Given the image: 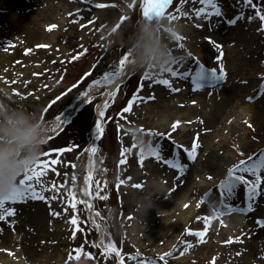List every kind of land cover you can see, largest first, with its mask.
I'll return each instance as SVG.
<instances>
[{"label": "rangeland", "instance_id": "1", "mask_svg": "<svg viewBox=\"0 0 264 264\" xmlns=\"http://www.w3.org/2000/svg\"><path fill=\"white\" fill-rule=\"evenodd\" d=\"M21 1L30 6L24 7L23 10L16 6L8 7L4 17L18 15L29 22L35 18L34 20L38 21L35 22V27H41L39 29H46L52 25L56 27L44 39L33 40L24 37L19 39V42L0 31V107L11 106L35 112L49 123V136L52 139H48L42 153L53 149L62 151L53 152L51 157L41 154L36 163L58 160V163L52 166L55 170H50L43 179L46 187L51 188L55 184L59 191L53 189L45 192L46 199L39 200L42 205H33L32 208L27 206L30 210L48 213L42 217L45 219L44 228L42 225L41 228H37L32 223L24 226L27 221L24 218L28 213L18 219L21 220L20 223L0 221L2 232L0 244L7 246L12 242V246L16 248L36 245L39 254L33 256L34 258H26L22 251L19 255L24 260L22 264H120V258L112 251L113 247L124 257V264H133L127 259L129 255L139 253L140 257L146 258L141 251L144 245L146 246L142 233L147 227L149 220L146 219L151 213L146 212L150 207H147L144 201L140 202L143 207L137 212L132 210V214H129L124 209L129 193L137 192L129 181L120 178L119 171L123 163L121 161L127 152L126 140L133 143L136 136L127 137L125 134L128 127L119 119L121 114L125 113L122 110L138 91L142 76L149 72L135 67L126 82L113 91L110 90V85L95 87L90 85L100 79L104 72L111 70V66L117 65L126 52L139 49L140 44L134 41L138 34V25L143 24L144 20H141V13L138 10L129 7L131 0H89L88 3L84 0ZM217 2L223 16L212 18L211 24L214 27L210 28L209 23L203 19L196 21L204 24L203 28H196L192 22L185 19L173 21L182 26L181 36L184 39L179 42L184 45L182 50L176 47L177 42L169 38L167 32L161 36L167 47L175 49L174 56H186L187 53H191L192 57L206 67L215 68L217 71L219 65L210 62L204 51L206 48L207 51L216 49L224 52L223 55H228L229 49L231 51L229 55H232L231 62L227 57L225 66L222 65L226 75L219 85H226L229 90L236 85H243L232 91L237 99L227 107L217 128L206 138L211 140L209 150L218 151L225 158L223 164L210 171L206 161L208 155L205 153L199 156L196 162L185 157L179 158L187 164L189 168L186 170L191 171L195 180L197 177L194 175L199 176L200 173L212 177L211 180L208 179L207 192L211 190L213 200L205 199L211 207L219 199L216 187L226 178L228 164L233 166L242 159L246 160L249 156L257 158L264 152V124L263 127L255 124L252 115L257 108L264 115V93L260 91V85L264 83V32L258 31L261 22L258 17L251 22L247 20L249 15L254 16L255 10L244 8L240 0ZM253 2L257 3L264 13V0ZM96 4L106 6L97 8L94 6ZM178 4L179 0H173V5L166 11V15L174 13ZM135 7L139 8V0ZM198 7L201 5L192 4L191 0H188L182 10L188 11L190 8ZM240 12L244 13L245 18L238 21L235 26H229L224 22ZM121 17L129 19L125 20L121 27H117ZM156 27L158 30L160 25ZM217 44L221 48L218 49ZM188 63L193 69L196 67L192 61ZM153 75L156 78H167L166 74L162 73ZM149 83L150 81H146L145 85ZM173 85L179 86L182 90L185 85L191 84L186 81H173ZM154 88H157L155 93L151 92L154 99L147 100L139 107L133 104L131 109L132 116L141 119L143 124L157 120L168 108L163 104V98H170L176 105L178 103H188L195 107L198 105L193 96L183 98L180 94H173L166 97L165 87L154 85ZM83 93L87 95H82ZM249 97L253 99L249 100ZM81 98L84 100L77 114L67 118L68 123L62 130L56 132L62 123H57L55 117L66 116L69 109ZM53 101L55 103H52ZM101 111L104 112L105 119L100 115ZM97 123L102 125L104 131L99 134V139H94L98 135L95 127ZM191 125L193 124L190 123L188 127ZM135 128L138 134L146 133L142 126ZM168 144L178 148L187 145L185 142L175 144L173 140ZM92 147L97 148L95 153L91 151ZM91 159L93 169L89 173ZM149 162L148 159L146 163ZM225 170L226 173L223 174ZM261 175L264 176V171ZM166 184L162 182L164 187L162 189L167 187ZM261 187L264 189V183ZM70 193L74 194L75 200L83 201L76 205L75 210L68 207ZM239 196L243 198L242 208H247L242 189L238 190V195L234 199ZM198 200L199 198H196L194 202L197 203ZM25 203H29V200ZM261 203L264 207V195L261 196ZM14 206L17 204L6 205ZM27 209L22 208L23 212H27ZM245 211L247 212V209ZM53 212L60 215H52ZM250 212L242 213L245 220H241L240 229L235 235L226 237L222 242L212 237L198 243L195 247L197 250L209 244L211 249L209 256L203 257L199 253L188 258L192 259L194 264H264V234L257 231L264 228L256 224L257 219L264 220V214L253 218L252 221ZM74 215L78 220L77 225L70 223ZM18 227L23 233L14 234L17 237L13 242L8 239V233L9 230ZM207 235L205 233L204 237L207 238ZM186 236L187 240L184 241L186 244L196 245L199 241L193 235ZM150 256H155L148 258L154 259L156 264H163L158 259L161 255ZM167 261L168 264L187 263L180 258V253L175 252L167 257ZM12 262L13 260L6 264Z\"/></svg>", "mask_w": 264, "mask_h": 264}, {"label": "bare ground", "instance_id": "2", "mask_svg": "<svg viewBox=\"0 0 264 264\" xmlns=\"http://www.w3.org/2000/svg\"><path fill=\"white\" fill-rule=\"evenodd\" d=\"M62 1L67 2V0ZM11 6L20 7L23 10L24 7L26 8L30 5L25 4V2L21 0H0V31L4 32V35L14 39L16 42H19V39L24 37H30V39L33 40L44 39L47 37L51 30H49V27L46 29H39L41 28L39 26L35 27V22L38 23L37 20H34L35 18H33L32 22H29L23 20L18 15H13L11 18L4 17L6 9ZM32 8L34 7L32 6ZM204 52L205 56L209 58V61L213 62L215 65L225 66L224 62L227 60V57L231 62L232 55H229L231 52L229 49L227 51L229 56L223 55L224 52L222 53L216 49H214V51H207L206 48ZM217 57H221L219 61H217ZM133 69L134 67L126 66L125 74L131 73ZM129 76L130 75H128V78ZM124 81L126 80L123 79L122 75L121 79L116 81L114 85L111 86L110 90L112 91L117 84ZM173 86L179 87L177 85ZM237 87H243V85H236L232 90H229L226 85H218L216 89H205L195 92L192 91L191 85H185L183 88L185 91L182 89L179 93L171 92L166 88V97L169 95L172 96L173 94H180L183 98H190L193 96L198 103L197 107L194 105L191 106L188 103H178L176 105L171 102L170 98H163V104L168 108L163 111L157 120L147 121L145 124H143L141 119L139 120L132 116V110L121 114L119 120L128 127L125 135L127 137L136 136L133 143L126 140L127 152L122 160L123 163L121 165V170L119 171L120 178L129 181L131 186L137 192L129 193V199L125 201L124 209L127 210L129 214H132V210L137 212L143 207L142 204H140L142 201L147 204V207H150L148 211L146 210V212L151 213L149 214L150 217L146 219L149 221L147 222L146 229L142 233L146 246L144 245L141 251H143L146 258L155 257L150 255H162L163 253L175 252V254L180 253V258L187 261L185 264H194L193 260L188 257L192 255L196 256L199 253L203 257L209 256L208 254L211 251L209 244L207 243L206 246H201L199 247V250H197L198 248L195 247L198 246L199 241L196 245L191 243L192 247L185 251L187 244L184 243V241L187 240L186 234L188 235L189 231H205V222L203 218H210L208 220L206 231V234L208 235L207 238L204 237L203 240L215 237L219 242H222L226 237L235 235L240 229L241 220H245V215L243 216L242 213H232L230 215L217 217L216 213L213 211V207L219 203V199L213 207H211L205 200L209 199L206 195L209 188L206 173H200L199 176H197L198 174L194 175V177H197V180H195L192 177L193 174L191 171L187 172L186 169L189 168L187 167L181 175L177 170L157 161V159L148 151L149 132L152 134L160 133L169 137V140H165L166 142L161 140L160 145L164 157L173 160L187 157L178 147H176L174 151L173 145H169L168 142H171L172 140L175 144L185 142L187 145L184 148L190 149L193 141L198 137V143L200 146L197 150L196 159L192 160V162H196V160L199 159V156L205 153L208 155L206 159L208 164L207 167L210 171L216 170L217 167L223 164L225 158L220 152L209 150L211 140H206V138L217 128L227 107L233 104L237 99L235 93L232 92L235 91ZM156 89L157 88H154V86L149 87L148 85H145L140 96L149 97L151 96L152 91L155 93ZM82 101L83 98L79 99L77 104L80 105ZM143 103L144 101H140L134 103V105L139 107L141 105L143 106ZM76 107L77 105L69 109L66 114L67 118L74 115ZM150 115L151 114H149V116ZM252 115L255 124L258 123L263 127V112L257 108ZM177 122L179 123L177 124ZM190 123L193 125L188 127ZM174 124L177 125L175 129H173ZM136 126H142V130L146 133L138 134L136 132L137 128H135ZM156 136L159 137L160 135ZM139 147L143 149V152L139 150ZM148 159L150 162L146 163ZM231 166V164H228L226 170L231 168ZM91 168L92 164H90V169ZM126 169H128V171H126ZM226 170L223 174L226 173ZM162 177L165 179L163 180ZM163 181L167 183L165 189H162ZM134 185H140V187H135ZM142 197L143 199H141ZM196 198H199L197 203L194 202V199ZM202 200L205 202L201 203ZM212 200L213 197L210 201ZM242 200L243 198L239 196L238 198L233 199L232 203L242 208ZM41 203L42 202L39 200L30 199L29 203L17 204V206H14L16 209L15 216L9 217L7 221L20 223L21 220L18 219L24 217V215L28 213V216L25 215L26 217L24 218L27 220L24 226H26L27 223H32V225L37 226V228H39L40 225L44 228L43 224L45 223V219L42 217H45L48 213L43 214L39 211H35L34 209L30 210L28 208H32L33 205H42ZM22 208H28L27 212H23ZM263 214L264 207L261 203V197H259L249 215L253 221L255 218L263 216ZM198 217L200 219H197ZM257 231L264 234V229ZM1 233L2 232L0 231V238L2 239ZM16 233H23V231L20 227H18V229L9 230L8 239L14 242L17 237L14 235ZM216 233L219 234L216 235ZM12 245V242L11 245L7 246L0 244V263L6 264L13 260L12 263L14 264H22L24 260L19 257L22 251H24L26 258H34L39 254L36 245L27 247L21 246L22 248H16V246ZM181 253H183V255H181Z\"/></svg>", "mask_w": 264, "mask_h": 264}, {"label": "snow or ice", "instance_id": "3", "mask_svg": "<svg viewBox=\"0 0 264 264\" xmlns=\"http://www.w3.org/2000/svg\"><path fill=\"white\" fill-rule=\"evenodd\" d=\"M85 3H88L89 0H84ZM192 4H199L201 7L198 8H190L188 11H183V6L188 3V0H179V4L175 7L174 13H170L166 15V11L169 9L171 5H173V0H139V8L136 9L137 0H131L130 8L134 10H138L141 13V20L155 22L158 18H165L169 22H173L180 19H185L189 22H192V25L196 28H203L204 24L196 23L203 19L208 22L211 27L214 25L211 24L213 17H222L223 13L218 5L217 0H191ZM242 2L244 8H251L255 10L254 16L249 15L247 20L251 22L255 17L259 18L261 22V27L258 31L264 32V13H262L260 7L257 3H254L253 0H240ZM97 8L105 7L103 4L94 5ZM71 15V14H70ZM245 15L243 12H240L234 18L226 19L224 22L229 26H235L238 21L243 20ZM129 19L128 17H121L120 23H118L117 27H121V25L125 22V20ZM75 22V21H73ZM55 25L49 27V30L55 28ZM115 30V29H114ZM184 37L177 36L175 38L176 47L179 49H183L184 45L179 43L182 41ZM210 40V38H207ZM210 42H212L210 40ZM214 43V42H212ZM219 49L220 45H216ZM174 51L175 49H171ZM222 56V53H221ZM130 52H126L122 58L119 60L118 64L115 66H111V70L104 72L103 76L100 79L93 81V84L90 87L106 86L110 85L115 81L121 79L123 75V79L127 80L128 75L131 73L125 74V68L129 62ZM221 57H217V61L220 60ZM189 61H192L196 65L193 69L191 65H189ZM188 65V67H185ZM162 74H166L167 78H156L155 75L144 73L139 84L138 91L133 94L132 98L129 100L128 105L122 110L123 112H129L132 109L134 103H138L140 101L146 102L149 99H154V96L143 97L140 96L139 93L143 91L146 81H150L148 84L149 87L154 85H160L167 88L171 92H179L181 89L179 87L173 86V81H186L190 82L192 86V91H202L205 89H216L217 86L224 81L225 72L222 65H219V71L215 68H208L203 63L199 62L198 59L192 57L191 53H187L186 56L176 57L174 56L170 65L160 72ZM75 87V86H74ZM261 93H264V83L260 85ZM82 95H87V93H83ZM59 99V97L57 98ZM253 99L249 97V100ZM52 103H55L54 101ZM47 111V109H45ZM101 116H104V112L101 111ZM57 123L67 124L68 119L67 116L63 118L58 115L55 117ZM179 122H177L178 124ZM177 125H173V129H175ZM98 135L95 136L94 139H99V134H102L104 129L100 123L95 125ZM55 130V129H53ZM170 135V134H169ZM149 141H148V151L152 156H154L157 161L167 165L168 167L175 169L179 174H183L184 169L187 168V164L183 163L181 160L176 159L173 160L171 158H165L162 150L160 141L167 140L169 137L161 134L157 137L155 134L151 132L148 133ZM49 140L52 139L51 136L48 137ZM198 137L193 141L191 148H184L182 145L179 146L183 154L186 155L187 160L192 161L196 159L197 150L199 148ZM177 146L173 145V149ZM139 150L143 152V149L139 147ZM62 150L53 149L49 152L42 153L43 156L51 157L52 153H59ZM91 151L95 153L97 151L96 147H92ZM241 155H243L241 153ZM123 162V161H121ZM58 163V160L51 159L48 161H42L35 163L32 167L26 168L22 174L18 177L11 190L6 194H0V221H7L9 217H13L16 214V209L14 207H6V205H16L20 203H25L28 200H44L46 199L44 196L45 192L52 191L55 189L57 192L59 188L56 187L55 184L52 185L51 188L45 186V181L43 177L47 176L50 170L54 171L55 169L52 167ZM262 171H264V152H261L257 158L249 156L246 160L242 159L239 163L233 165L227 171V176L225 179L221 180L216 187V191L219 194V203L214 205L213 211L216 213L217 217H221L224 215H230L233 212L244 213L250 212L253 210L254 204L257 199L264 195V189H262L261 185L264 183V176L261 175ZM59 175V173H57ZM250 177V178H249ZM209 180L212 179L211 176L208 177ZM135 187H140V185H134ZM242 189L244 194V199L247 202V212L245 209L240 208L232 203L234 197L238 195V190ZM70 199L68 203V207H71L73 210L76 209V205L78 203H83V201H77L74 198V194H69ZM209 199H211V190L206 194ZM103 198V197H102ZM51 199H55V197H51ZM205 202L204 200L201 203ZM187 207V206H186ZM65 212H67V208H65ZM52 215L59 216V213L53 212ZM197 219H200L199 217ZM205 222V231L204 232H191L189 231V235H193L198 238L199 242H204L203 237L207 231V224L209 217L203 218ZM70 223L73 225L78 224V220L75 218V215L70 220ZM256 224L260 228H264V220L257 219ZM192 244L187 243V247L191 248ZM112 251L116 253V255L120 258V264H124V257L121 256L120 252L116 248H112ZM172 253H165L161 255L158 259L163 262V264H168L167 257L171 256ZM183 255V253H181ZM71 258V257H70ZM128 260L132 261L133 264H156V261L151 258H142L139 256V253L135 255H129L127 257Z\"/></svg>", "mask_w": 264, "mask_h": 264}, {"label": "clouds", "instance_id": "4", "mask_svg": "<svg viewBox=\"0 0 264 264\" xmlns=\"http://www.w3.org/2000/svg\"><path fill=\"white\" fill-rule=\"evenodd\" d=\"M165 21L161 17L155 22L144 20L138 25L134 43H139L140 47L130 51L127 67L158 74L170 65L174 53L161 36L167 32L174 40L181 36L182 26L173 22L165 24ZM157 25H160L158 30ZM49 133V123L37 113L11 106L0 107V194L9 192L20 174L39 160Z\"/></svg>", "mask_w": 264, "mask_h": 264}]
</instances>
